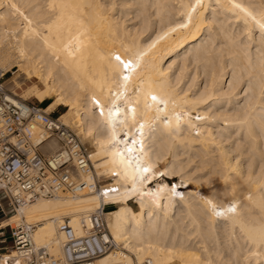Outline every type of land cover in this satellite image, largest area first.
Returning a JSON list of instances; mask_svg holds the SVG:
<instances>
[{
  "label": "bare ground",
  "instance_id": "6f19581e",
  "mask_svg": "<svg viewBox=\"0 0 264 264\" xmlns=\"http://www.w3.org/2000/svg\"><path fill=\"white\" fill-rule=\"evenodd\" d=\"M13 69L11 93L73 114L58 117L92 149L82 180L118 192L0 211V235L32 226L58 257V222L82 235L110 205L116 248L95 264H264V0H0V75Z\"/></svg>",
  "mask_w": 264,
  "mask_h": 264
},
{
  "label": "built area",
  "instance_id": "2783aa9c",
  "mask_svg": "<svg viewBox=\"0 0 264 264\" xmlns=\"http://www.w3.org/2000/svg\"><path fill=\"white\" fill-rule=\"evenodd\" d=\"M3 77L0 75V211L3 216L39 199L75 195L81 189L97 191L102 197L118 192L117 186H110L112 182L103 185L98 179L96 184L84 182L81 176L92 167L88 147L59 117H52L50 112L8 91ZM36 129L41 130L37 138ZM49 141L57 145L52 153L43 149ZM110 209L112 206L102 205L82 219V235L75 234L69 217L59 221L57 230L63 235V242L58 257L51 255L47 247L33 243L34 227L23 223L10 226L8 238L15 256L8 264H13V259H19L21 264H95L98 258L116 248L106 229L105 214ZM0 250L7 252L6 247Z\"/></svg>",
  "mask_w": 264,
  "mask_h": 264
},
{
  "label": "rangeland",
  "instance_id": "374dc122",
  "mask_svg": "<svg viewBox=\"0 0 264 264\" xmlns=\"http://www.w3.org/2000/svg\"><path fill=\"white\" fill-rule=\"evenodd\" d=\"M1 71V70H0ZM17 74H18V72H16V69H13V70H11V71H8L7 72V74H5L4 75V77H3V82H5L4 83V85L6 86V88L10 91H12L14 88H15V86H14V84L13 83H10V81L15 77V76H17ZM9 83V84H8ZM28 84H30V82H28V81H26L23 85H22V87L21 88H24V87H26V85H28ZM38 85V84H37ZM11 86V87H10ZM39 87H41L40 85H38ZM28 102H30V103H32V104H34V105H38L39 107H41V108H45V106H46V104H47V102H45V103H39L37 100H35V99H31V100H29ZM61 116V120L65 123V122H69L71 119H72V116H73V114L71 113V112H68L67 113V110L64 108V107H58V108H56L55 109V112H51V116L52 117H58V116ZM82 141V143H84L87 147H88V149H89V151H91L92 149H91V147H90V145L88 144V142H86V141H84V140H81ZM159 169L161 170L162 169V165H160V167H159ZM163 177L164 176H162V179H163ZM161 179V180H162ZM174 180H176L177 181V179H174ZM98 181H99V183H100V185H103V184H107L108 183V181H109V179H106V178H104V177H101L100 179H98ZM1 232H3V235H0V241H5L3 244H1L3 247H6V248H11V241H10V239L8 238V236H9V228H7V229H3ZM8 250V249H7Z\"/></svg>",
  "mask_w": 264,
  "mask_h": 264
},
{
  "label": "snow or ice",
  "instance_id": "6c2138e0",
  "mask_svg": "<svg viewBox=\"0 0 264 264\" xmlns=\"http://www.w3.org/2000/svg\"><path fill=\"white\" fill-rule=\"evenodd\" d=\"M117 59H119V57H117ZM125 67H128V65L126 64ZM153 99H155V97H153ZM133 143H135V141H133ZM129 151H132V149L130 148ZM145 171H147V169H145Z\"/></svg>",
  "mask_w": 264,
  "mask_h": 264
},
{
  "label": "crops",
  "instance_id": "0c3cea01",
  "mask_svg": "<svg viewBox=\"0 0 264 264\" xmlns=\"http://www.w3.org/2000/svg\"><path fill=\"white\" fill-rule=\"evenodd\" d=\"M45 103V102H44ZM1 242V241H0ZM3 246L1 245V243H0V248H2ZM7 249H9V248H7ZM3 251L2 250H0V254L2 253Z\"/></svg>",
  "mask_w": 264,
  "mask_h": 264
}]
</instances>
